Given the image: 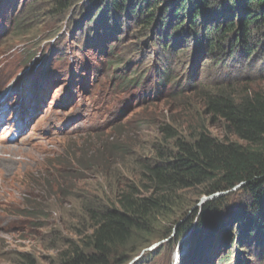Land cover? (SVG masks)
<instances>
[{
	"label": "rangeland",
	"instance_id": "374dc122",
	"mask_svg": "<svg viewBox=\"0 0 264 264\" xmlns=\"http://www.w3.org/2000/svg\"><path fill=\"white\" fill-rule=\"evenodd\" d=\"M113 1L0 0V264H66L92 232L88 203L119 207L129 187L148 196L143 165L178 137L225 138L202 90H264V34L241 35L242 15L196 0V26L187 9L177 27L167 17L175 0H158L148 24L145 1ZM231 21L239 30L213 51L209 29ZM209 188L169 195L111 264H264L258 203L220 193L218 223L205 230V204L221 196Z\"/></svg>",
	"mask_w": 264,
	"mask_h": 264
},
{
	"label": "trees",
	"instance_id": "16d2710c",
	"mask_svg": "<svg viewBox=\"0 0 264 264\" xmlns=\"http://www.w3.org/2000/svg\"><path fill=\"white\" fill-rule=\"evenodd\" d=\"M62 1L64 0H59V3ZM126 1L114 0L113 5L122 10ZM143 1L148 4L147 6H152L145 20V23L152 24L156 12L151 2L157 3L158 0ZM198 1L207 7L209 4L217 5L219 2L217 13L225 18L242 15L241 35L253 27H257L264 34V0ZM200 3L196 0H175L169 9L172 13L167 17H170V20L173 18L178 20L177 27H180L186 17L184 14L189 9L188 21L196 26V20L200 16ZM136 6L133 12L143 10L142 7L138 9L139 6L137 10ZM156 8L160 9L157 5ZM166 21H158L159 32L165 27V23L167 24ZM238 30L239 27L234 21L226 25H213L209 29V34L212 33L214 37L211 38L213 51H223L226 36ZM241 35L238 39H241ZM246 40L247 38L244 39ZM133 80L134 78L129 79ZM201 97L205 101L208 113L215 119L224 121L225 138L218 139L205 131H200L192 140L178 137L173 151L164 152L160 149L157 157L143 165L141 180L148 184L144 187L149 193L148 196H141L134 187H129L118 194L119 207L88 203L85 211L92 222V232L81 248L73 249L66 264H111L113 248L127 242L132 231L141 229L152 212L156 208L158 210L169 195L180 189L210 185L208 195L229 194L239 189L250 196L255 204L263 200L264 90L246 89L239 92L228 90V87L212 91L204 89L201 91ZM175 136L177 135L172 134L173 138ZM231 136L238 137L243 142L233 140ZM224 197L214 196V199L206 202L202 214L209 217L201 221V225L210 219L218 223L216 214L219 215ZM258 204L255 206L257 208L255 214L264 224V213H258L264 206ZM28 207L44 209L42 206L30 204ZM85 249H92V252H85ZM228 256L223 258L225 262L229 260ZM29 263L35 264L33 260H29ZM123 263L124 261H120L116 264Z\"/></svg>",
	"mask_w": 264,
	"mask_h": 264
},
{
	"label": "water",
	"instance_id": "95a60500",
	"mask_svg": "<svg viewBox=\"0 0 264 264\" xmlns=\"http://www.w3.org/2000/svg\"><path fill=\"white\" fill-rule=\"evenodd\" d=\"M216 225L217 224L214 222V219H210L205 222V226L203 227V229L206 230L208 227L213 228Z\"/></svg>",
	"mask_w": 264,
	"mask_h": 264
}]
</instances>
